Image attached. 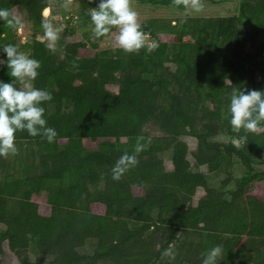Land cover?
Instances as JSON below:
<instances>
[{
	"label": "trees",
	"instance_id": "1",
	"mask_svg": "<svg viewBox=\"0 0 264 264\" xmlns=\"http://www.w3.org/2000/svg\"><path fill=\"white\" fill-rule=\"evenodd\" d=\"M79 1L80 23L86 28L95 0ZM48 5V0H0V8L14 15L24 8L35 21L42 20ZM237 17L255 26L264 23V0L240 3L228 20L214 22L212 32L195 33L200 24L163 31L165 39L155 41L152 52L145 47L129 53L127 59L105 58L103 51L92 53L91 45L99 47L93 31L89 41L65 30L55 52L38 39L24 44L31 47V57L41 62L33 84L52 94V100L40 106L57 136L48 143L26 130L15 133V142L24 140L42 151L39 173L32 174L38 165L26 157L16 156L14 172L0 157V223L4 225L0 253L7 246L17 264H194L193 258L202 263L201 254L220 245L219 264H264V200L246 193L252 180L264 176L253 164L255 151L264 152V122L257 133H234L228 114L232 88L252 90L246 83L255 68L264 71V60L243 53L248 34L228 26ZM16 28L0 20V45L18 48L16 39L7 38ZM147 29L145 21L141 30ZM189 33L194 41H183ZM169 35L175 41L169 42ZM6 58L0 51V59ZM168 74L186 91L182 99L188 106L195 101L196 107L202 104L221 120L229 143L214 142L192 125L180 107V96L168 87ZM11 79L7 66H0V80ZM255 90L264 91V83ZM159 97L166 101L158 103ZM64 101L72 104L71 111H63ZM51 102L56 103L53 112L48 109ZM150 120L170 134L147 133L144 126ZM87 141L96 142L97 148H89ZM138 141L144 145L138 164L113 180L116 161L125 152L135 154ZM174 142L173 156L160 158L159 153ZM235 157L247 175L237 180L236 190L227 198L209 185L207 175ZM108 161L111 166L103 169ZM104 173L106 186L90 193L82 181L97 183ZM135 187L144 193L136 195ZM83 191L85 202H79ZM41 202L49 205V213L39 209ZM161 230L169 235L167 242L184 232L177 241L185 248L184 256L178 252L169 260L161 250L153 252L150 237ZM87 242L93 245L92 253L82 250ZM154 253L167 261L151 262Z\"/></svg>",
	"mask_w": 264,
	"mask_h": 264
},
{
	"label": "rangeland",
	"instance_id": "2",
	"mask_svg": "<svg viewBox=\"0 0 264 264\" xmlns=\"http://www.w3.org/2000/svg\"><path fill=\"white\" fill-rule=\"evenodd\" d=\"M49 5L47 8L49 15L45 17L43 15L42 20L48 19L50 20L55 27H63V31L59 34V37L62 35H66V32L75 31L78 36H82L85 39H92V29L94 25L90 22L86 25V28H83L80 23L82 20L81 12H80V1L72 0V3L66 8L63 6L64 0H48ZM244 1H254V0H201L203 4V8L199 12L192 11L191 8L185 9L183 5H175L173 0H131L132 8L138 14V23L140 26L147 21L148 29L144 32L147 43H155V41H160V39L164 38V32H171L174 28H181L183 26H187L192 28L195 25L200 24L201 28H197L195 33L201 31L212 32L215 29L214 22L221 21L223 19H229L231 15L237 12V7L240 3ZM99 3V0H95L92 6L96 7ZM16 16L20 19L19 27L13 29L7 38L8 39H16L18 50L28 54L31 57L32 49L31 47H23L24 44H31L34 39H38L41 41L47 42L43 29L41 27V21H35L29 14L28 10L24 8H18L15 10ZM31 18V19H30ZM232 24H228L231 29L236 30L238 34L247 33L248 38L244 41L243 45V53L251 54L254 57H258L261 60H264V23H259L258 26H255V23L248 21L246 18L240 19L236 18L232 20ZM199 26V25H198ZM154 29H158L155 33V37L152 36V32ZM73 30V31H72ZM171 30V31H169ZM116 30L109 33V37H97L94 39V42L99 40V47L93 46L91 50L92 53H101L104 52V55L110 58H123L127 59V52L120 49L115 42L112 43V39H114V34ZM159 36V37H158ZM96 37V36H95ZM160 38V39H159ZM59 40V39H58ZM96 40V41H95ZM169 42L175 41L174 35H169L167 37ZM90 41V40H89ZM100 44V42H102ZM183 41H194L192 34H187L183 37ZM58 43V41L56 42ZM172 47L171 43L169 45ZM123 73V72H122ZM120 77H123V74H117ZM166 82L168 83V87L171 92H174L178 97L180 96V107L183 109L187 117L191 120L192 125L195 126L198 130L204 131L208 138L214 142L218 143H229L230 138L224 134L225 131L224 126L221 124V120L216 118L214 115H210L206 111V107L202 104L195 106V101H193V105L188 106L186 100L182 99L183 95H186V91H183L177 85L175 79L169 74L166 75ZM264 83V71L260 68H255L253 73V78L246 83V87L249 89H258L261 84ZM192 100L196 98L191 97ZM165 97H159L157 100L158 103L165 102ZM56 103L51 102L48 105V109L53 112L55 110ZM72 110V104L70 102H63V111L68 112ZM144 129L147 133L152 135H169L170 133L162 130L157 123L153 120L149 122H145ZM238 142V141H237ZM236 142V143H237ZM16 147L18 146V154L9 155L5 158L6 163L9 164V169L11 172L15 171V167L13 164L16 156L18 157H26L29 163L37 164V168H33L32 174L40 172L41 159H43L42 151L38 149L34 144L29 143L27 141L15 142ZM86 144L89 148H97L96 142L87 141ZM175 142L168 149L161 151L159 153V157L163 159H170L173 156V147ZM239 144V143H237ZM192 159V158H191ZM17 163V162H16ZM15 163V164H16ZM253 164L256 167L257 172H261L259 174H263L264 172V152L257 149L254 154ZM103 169L109 168L111 166L108 161L107 164L103 165ZM2 166L0 165V170ZM19 169V167H18ZM247 171L242 162L238 157L233 158L232 162L223 161L221 167L207 175V180L209 185L215 189L216 191L223 192L227 198H231V191L236 190L237 188V180L246 177ZM106 174L104 173V177L99 180L97 183H90L88 181L85 182L87 184L88 191L92 194L96 192L99 188H104L106 186L107 178H105ZM227 180L226 184L223 182ZM134 192L136 195H142L144 192L140 187H135ZM47 191H45L44 195H46ZM246 193L247 197H260L264 200V176L262 178H256L249 183ZM86 192L83 191L80 196L79 202H85ZM78 201L76 202L78 204ZM84 206V203H79ZM77 208V207H76ZM43 213H49L50 207L45 202L40 203L39 208ZM153 214L156 215L157 211L154 210ZM4 225L0 223V229H3ZM153 237H150V241L152 242L153 252H165L166 250L171 249V251L176 254L180 252L182 256L186 253L185 248L182 249V245H178V239L182 238L184 232L179 231L173 237L172 242H167V238L169 237L163 230L152 232ZM190 236V235H189ZM192 237H196L195 235H191ZM195 240H198L195 238ZM93 245L91 242H87V245L82 248L84 252L92 253ZM33 252V251H31ZM29 253L31 258L34 259V255ZM154 257L151 262L158 263L163 258L159 253H154ZM0 257L3 261V264H17L16 258L11 254L9 248L7 246L4 247V252L0 253ZM194 264H202L199 262L197 258L192 259ZM167 261L166 258L163 260ZM186 264H191L189 261H185ZM97 264H103L101 262ZM150 264V263H148Z\"/></svg>",
	"mask_w": 264,
	"mask_h": 264
},
{
	"label": "clouds",
	"instance_id": "3",
	"mask_svg": "<svg viewBox=\"0 0 264 264\" xmlns=\"http://www.w3.org/2000/svg\"><path fill=\"white\" fill-rule=\"evenodd\" d=\"M72 0H64V7H68ZM177 6L183 5L185 9L199 12L203 8L201 0H173ZM94 25L92 31L96 37L108 36L110 30L117 29L114 34L116 45L127 53H138L142 48L152 52L157 45L147 43L145 34L138 23V14L131 6V0H99L96 7L87 13ZM47 17L49 12L44 10ZM0 20L9 27L16 28L20 19L10 10L0 8ZM47 47L55 52L56 42L63 27H55L53 23L44 19L41 22ZM0 51L6 54V60L0 59V66L6 65L10 82L0 80V157L7 158L10 154H18L15 144V133L26 130L29 135H41L48 143H53L57 136L54 128L47 126L44 118L45 109L41 103L52 100V94L34 87L33 81L39 75L38 69L41 62L28 54L21 52L9 43L0 45ZM230 125L234 133L243 130L245 133H257L264 122V91L248 90L233 87L228 105ZM144 150V145L137 142L134 153H123L112 168L113 180H119L123 174L138 164L137 155ZM169 260H174L175 255L171 249L163 253ZM202 264H219L222 256V247L213 246L201 254Z\"/></svg>",
	"mask_w": 264,
	"mask_h": 264
}]
</instances>
